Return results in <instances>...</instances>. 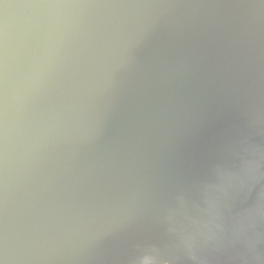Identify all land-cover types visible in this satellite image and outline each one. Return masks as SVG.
Here are the masks:
<instances>
[{
	"label": "water",
	"instance_id": "obj_1",
	"mask_svg": "<svg viewBox=\"0 0 264 264\" xmlns=\"http://www.w3.org/2000/svg\"><path fill=\"white\" fill-rule=\"evenodd\" d=\"M260 207L264 0H0V264H264Z\"/></svg>",
	"mask_w": 264,
	"mask_h": 264
},
{
	"label": "clouds",
	"instance_id": "obj_2",
	"mask_svg": "<svg viewBox=\"0 0 264 264\" xmlns=\"http://www.w3.org/2000/svg\"><path fill=\"white\" fill-rule=\"evenodd\" d=\"M253 155L255 153L253 152ZM244 170L248 177H255V174L259 170V164L255 159H249L244 162ZM217 175L220 177L221 181H224L225 179L228 180V182H231V176H226V174L222 171H217ZM213 192H224V184L221 183L217 185L215 188L209 186L205 188V194L206 196H210ZM209 205L210 208L212 207V201L209 199ZM177 204L179 208H183L184 206V200L183 197H177ZM257 213L259 215L264 216V207H260L257 209ZM175 215V212H170L167 219L171 223L173 220V216ZM217 228H219V225H216ZM171 231H175L174 228L170 229ZM193 237L191 235L184 237V248L185 252L191 261V264H205V261H203L200 257H198L194 250L193 245ZM132 264H171V261L165 260L161 258V255L159 251L154 247H146L143 250L140 251V254L132 261Z\"/></svg>",
	"mask_w": 264,
	"mask_h": 264
}]
</instances>
